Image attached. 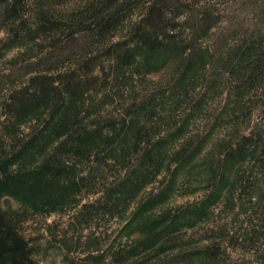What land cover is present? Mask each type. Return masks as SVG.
Masks as SVG:
<instances>
[{
  "label": "clouds",
  "instance_id": "9594fccd",
  "mask_svg": "<svg viewBox=\"0 0 264 264\" xmlns=\"http://www.w3.org/2000/svg\"><path fill=\"white\" fill-rule=\"evenodd\" d=\"M67 110L71 130L46 131ZM45 170L69 198L33 204L8 185ZM139 215L158 227L130 229ZM194 253L264 264V0H0L2 264Z\"/></svg>",
  "mask_w": 264,
  "mask_h": 264
},
{
  "label": "trees",
  "instance_id": "16d2710c",
  "mask_svg": "<svg viewBox=\"0 0 264 264\" xmlns=\"http://www.w3.org/2000/svg\"><path fill=\"white\" fill-rule=\"evenodd\" d=\"M44 103H49V100L45 98ZM24 110H21V117H23ZM56 115H59L58 113ZM55 120V116H54ZM71 110L64 112V119L62 123L58 126H53V122H50L46 131L53 135H60L71 130ZM50 137H46L42 134L35 137L29 144L24 145L22 151L16 157V159H31L32 155L36 152L42 150L43 146L47 143ZM99 139V134L89 135L85 138L80 139L81 145L87 149L89 147L96 146V142ZM64 149L62 148L61 151ZM6 166V165H5ZM66 174V173H65ZM51 176V179L48 177ZM144 177H137L135 181H129L126 184L122 185L118 191L121 194L123 199L133 196L136 193L137 188L140 183L143 182ZM58 177L47 170L41 171L38 173L29 174L28 176H19V177H9L8 185L16 188L20 194L25 195L28 199V202L37 204L47 200L49 203L54 202L55 200H64L69 198L72 195V192L75 190L73 185L71 188L60 187L57 183ZM154 203V202H153ZM148 205L146 207H150ZM156 224L146 223L142 215L137 217V220L134 222V226H130V229L139 228L142 231L152 232L157 228ZM159 239V235L155 237L154 240L149 241L144 245V250L152 246L155 243V240ZM135 252L138 250L133 249L132 252L128 253V257L134 256ZM178 264H192L193 261L196 264H210V258L202 257L200 254H195V256L188 255L185 258H181ZM2 264V261H0Z\"/></svg>",
  "mask_w": 264,
  "mask_h": 264
},
{
  "label": "rangeland",
  "instance_id": "374dc122",
  "mask_svg": "<svg viewBox=\"0 0 264 264\" xmlns=\"http://www.w3.org/2000/svg\"><path fill=\"white\" fill-rule=\"evenodd\" d=\"M161 252H163V251H167V249H161L160 250ZM140 254V252L138 251V252H135V255H139ZM195 254L196 253H194V254H192L191 256H195ZM186 256H188V255H186ZM186 256H181V257H178L177 258V261L179 262L180 260H182L181 258H185ZM153 258H155V257H153ZM118 264H121V262L120 261H118ZM143 264H148V261L147 260H145L144 262H143Z\"/></svg>",
  "mask_w": 264,
  "mask_h": 264
}]
</instances>
